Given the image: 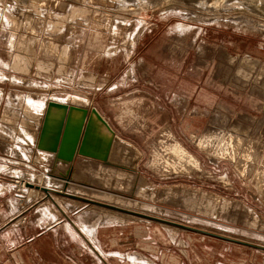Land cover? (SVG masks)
<instances>
[{"label":"rangeland","instance_id":"374dc122","mask_svg":"<svg viewBox=\"0 0 264 264\" xmlns=\"http://www.w3.org/2000/svg\"><path fill=\"white\" fill-rule=\"evenodd\" d=\"M198 2L0 0V170L9 173L0 188L25 208L13 222L71 226L36 181L22 186L15 174L63 189L58 175L74 168L68 192L264 244V0ZM50 100L96 107L139 150L135 159L129 144L114 147L135 168L38 150ZM53 196L79 227L122 230L126 256L264 264L262 250Z\"/></svg>","mask_w":264,"mask_h":264},{"label":"water","instance_id":"95a60500","mask_svg":"<svg viewBox=\"0 0 264 264\" xmlns=\"http://www.w3.org/2000/svg\"><path fill=\"white\" fill-rule=\"evenodd\" d=\"M115 132L116 131L112 128L108 120L94 106L87 108L80 105L50 100L47 104L36 148L38 150L54 153L56 159L66 163H73L77 156H86L102 160L106 164L110 165L135 168L136 160L133 165L129 162L123 163L119 161L117 159L118 156L114 154V147L116 145V141L121 144H129L137 152L135 159L140 156L139 150L132 143L129 141L126 142L124 138L120 137ZM73 173L74 168H70L67 170L66 174L58 175L59 179L65 181V187L63 189H54L40 184H36V188L44 191L46 196L52 200L56 206H58L67 220L83 236L86 242L99 255V257L106 262V264H108V262L100 251L86 237L80 227L67 215L66 211H64L59 203L53 198L52 194H58L102 207L115 209L162 224L179 227L184 230L193 231L264 251V244L261 243L189 225L180 221L163 218L149 213L123 208L98 199L68 192L66 190L68 183L70 181H75ZM15 177L20 178V174H15Z\"/></svg>","mask_w":264,"mask_h":264},{"label":"crops","instance_id":"0c3cea01","mask_svg":"<svg viewBox=\"0 0 264 264\" xmlns=\"http://www.w3.org/2000/svg\"><path fill=\"white\" fill-rule=\"evenodd\" d=\"M52 155L55 156L54 153ZM5 176L9 177V173L0 170V181H3L1 177L5 178ZM23 177L20 176L21 179ZM4 184L7 183L0 182V186ZM11 185L13 183L9 182V186ZM7 191L6 188L5 190L0 188V234L9 236L5 246L0 248V252L6 250L10 255L5 264H14L12 259L17 256L24 261L23 264H106L70 222L71 226L62 220L50 225H43L38 220L29 221L23 225L13 222L15 217L25 211V208L18 206V202L7 200L5 195ZM25 218L22 216L21 219ZM99 226L85 225L80 229L100 251L108 264H155L146 261L135 252L129 253L130 258H128L127 248L123 247L126 242L122 230L114 226H112L113 229ZM84 229H86L85 232ZM118 236L123 239H120L122 244L117 239ZM110 242L116 249L109 248Z\"/></svg>","mask_w":264,"mask_h":264},{"label":"bare ground","instance_id":"6f19581e","mask_svg":"<svg viewBox=\"0 0 264 264\" xmlns=\"http://www.w3.org/2000/svg\"><path fill=\"white\" fill-rule=\"evenodd\" d=\"M194 1V0H193ZM197 1H199L198 3H200V4H205L208 0H197ZM239 1V0H238ZM206 4H208V3H206ZM214 4V3H213ZM202 6V5H201ZM208 6H209V4H208ZM167 136H168V133H167ZM204 139H202V138H199V145H201V146H203V144H204ZM208 142V141H207ZM176 146H177V144H176ZM205 146V145H204ZM175 147V146H174ZM174 149V148H173ZM174 152H176V153H178V154H180L181 156H183V154H187L188 155V157H189V164L190 165H192V166H194L195 168H200V163H199V160L194 156V155H192L189 151H187V149L184 147V146H182L181 144L179 145L178 144V146L173 150ZM46 152V151H45ZM229 150H226V153H228L229 154ZM185 156V155H184ZM56 160H58V159H56ZM60 161V160H59ZM64 162V161H63ZM66 163V162H65ZM246 171V170H245ZM244 173V172H243ZM242 173V174H243ZM241 174V175H242ZM30 180H34V181H36V183H38V184H46V185H50V186H54V187H56V188H60L61 187V185L58 183V182H56V181H54L51 177H45V176H39V177H36L35 179H34V177L33 178H30V177H26V178H23L22 179V186H26V183H32L33 181H30ZM141 182H142V180L141 179H139ZM42 185V186H43ZM51 188V187H50ZM56 188H54V189H56ZM76 188V187H75ZM75 188H74V191H76L75 190ZM37 191V194H39V191H41L42 192V190H40V189H36ZM44 192V191H43ZM73 192V191H72ZM94 191H92L91 190V193H93ZM75 194V193H74ZM53 195H58V194H52V196ZM58 196H62V195H58ZM83 196V195H82ZM53 198H54V196H53ZM61 198V197H60ZM55 199V198H54ZM64 202V201H63ZM86 203V202H85ZM111 204V203H110ZM115 205V204H114ZM118 206V205H117ZM100 207H102V206H100ZM121 207V206H120ZM124 208V207H123ZM107 209H111V208H107ZM129 209V208H128ZM64 210V209H63ZM111 210H114V211H117V212H121V213H125V212H122V211H118V210H115V209H111ZM65 211V210H64ZM125 214H128V215H132V214H129V213H125ZM135 216V215H134ZM138 217V216H137ZM141 218V217H140ZM96 227V226H95ZM86 231V229H84V232ZM88 231V230H87Z\"/></svg>","mask_w":264,"mask_h":264},{"label":"built area","instance_id":"2783aa9c","mask_svg":"<svg viewBox=\"0 0 264 264\" xmlns=\"http://www.w3.org/2000/svg\"><path fill=\"white\" fill-rule=\"evenodd\" d=\"M14 261H15V264H23L24 263V261L19 256H17V258L14 257Z\"/></svg>","mask_w":264,"mask_h":264}]
</instances>
